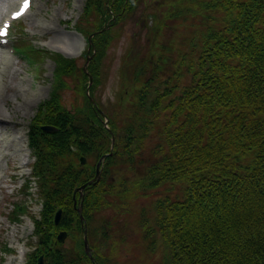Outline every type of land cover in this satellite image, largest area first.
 <instances>
[{"label": "trees", "instance_id": "obj_1", "mask_svg": "<svg viewBox=\"0 0 264 264\" xmlns=\"http://www.w3.org/2000/svg\"><path fill=\"white\" fill-rule=\"evenodd\" d=\"M141 1L86 2L85 16H101L91 29L78 27L87 37L95 33L83 56H90L89 96L95 103L87 95L83 68L59 53L47 54L55 64L50 99L39 105L28 131L41 211L31 218L37 242L26 264L40 255L46 264H93L84 251L73 194L78 205L74 191L94 177L97 162L110 151V130L112 155L82 197L95 264L120 263L112 244L115 238L123 241L121 223L115 232V222L103 214L114 208L126 212V204L139 196L157 198L153 207L140 210L137 224L159 232L166 264H264V0H193V15L203 11L211 21L194 38L185 68L175 65L163 78L158 58L144 56L142 64L130 59L122 73L131 86L123 84L109 111L95 95L102 83L98 67L113 39L111 26L131 16ZM19 45L35 59L43 54L31 42ZM75 76L83 100L66 108L61 93ZM185 77L189 81L182 85ZM123 96L131 97L128 106L123 107ZM42 125L57 130L45 133ZM174 183L182 185L181 198L150 194ZM127 192L136 194L129 202ZM59 208L62 218L55 226ZM61 230L67 232L64 243L56 241Z\"/></svg>", "mask_w": 264, "mask_h": 264}, {"label": "rangeland", "instance_id": "obj_2", "mask_svg": "<svg viewBox=\"0 0 264 264\" xmlns=\"http://www.w3.org/2000/svg\"><path fill=\"white\" fill-rule=\"evenodd\" d=\"M18 1L0 0V18L11 4H17ZM32 2L31 12L11 30L10 47L16 48L17 41L22 38L45 52L59 53L65 58L73 59L78 67L83 68L86 61L82 55L88 49L84 37L87 36L77 30L91 29L93 23L101 17L99 13L91 12L85 16L86 0H32ZM193 7L191 0H142L131 16L124 17L116 25L111 26L113 39L107 44L104 59L98 67L101 68L102 83L95 90L96 98L104 107L111 111L116 105L120 91L123 90V84L126 83L127 88L131 86L127 83V75L122 72L127 71V62L132 58L139 64H142L144 56L158 58L161 60L160 70L163 78H168V75L175 71V65L185 68L183 58L189 59L194 38L200 37L211 21L202 15L203 11L201 15L200 12L196 16L193 15ZM76 26L80 28L76 30ZM54 28H57L56 32ZM106 29H109V26ZM54 36L63 37L74 50L75 56H65L55 49L53 45L56 43L51 42ZM10 47L6 49L0 47V90L6 87L5 101H0V111L8 115V111L16 110V115L13 118L15 125L11 126V130L3 138L6 140L19 136L21 139L18 151L6 148V143L0 141V264H25L36 243L31 218L38 217L41 209L35 184L31 183L30 190L25 187L26 182L32 180L29 167L34 160L27 147V131L38 104L50 99L55 65L52 59L47 57L42 61L37 60L34 65H28L16 54L17 52L11 53ZM187 81L189 78L185 77L181 79V84L185 85ZM81 86L78 76L67 79V88L61 93V103L66 108L82 103ZM88 87L87 84L86 89ZM24 90L29 94V100L25 103ZM32 91L36 94L35 98L30 97ZM123 97H126L122 101L123 107L128 106L131 97ZM3 138L0 137V140ZM149 151L150 149L147 153ZM23 154H28L27 164H22L19 160ZM181 188V184L174 183L150 194L155 197L169 194L170 198H181ZM133 195L136 194L125 193L126 202H129ZM150 198L147 200L139 196L137 200L127 204L122 200L120 203L126 204L128 211L121 213L118 212V208H114L103 214L115 222V232L121 223L123 241L115 238L112 244L119 264H166L164 260L166 251L163 249L159 232L146 234L144 238L147 226L137 224L140 210L153 207L157 199ZM137 225L138 227H135ZM20 252L22 253L19 254Z\"/></svg>", "mask_w": 264, "mask_h": 264}, {"label": "bare ground", "instance_id": "obj_3", "mask_svg": "<svg viewBox=\"0 0 264 264\" xmlns=\"http://www.w3.org/2000/svg\"><path fill=\"white\" fill-rule=\"evenodd\" d=\"M57 29V28H56ZM56 29L54 28V32H56ZM51 30V31H53ZM56 35V34H55ZM51 42L52 43H56L54 46L55 49L61 51L65 56H68V57H74L75 56V52L72 48H70L68 42H66L64 40L63 37H58V36H54L52 39H51ZM5 88L4 87L3 89L0 90V101H5V95H4V92H5ZM28 91V90H27ZM17 94V92H15ZM29 94L24 90V101L23 103H25L27 100H29ZM17 96V95H16ZM31 98H35L36 97V94L32 91L31 92V95H30ZM34 102H36V100H34ZM32 106V104H31ZM13 109V108H11ZM9 114L8 115H4V113H2L0 111V137H4V135H6L7 133H9V131L11 130V126L12 125H15V121H14V117L16 115V110H12V111H8ZM17 134V133H15ZM20 139L21 137L19 136H16V137H13V139H6L3 138V140L1 139L0 141L3 143L5 142L6 143V148L10 147L12 149H14L15 151H18L19 150V147H20ZM17 141V142H16ZM27 156L28 154H23V156L21 157L20 162L21 163H27ZM25 161V162H24ZM15 168V167H13ZM18 169V167L16 168V170ZM22 252H20L19 254H21ZM12 262V260H11Z\"/></svg>", "mask_w": 264, "mask_h": 264}, {"label": "water", "instance_id": "obj_4", "mask_svg": "<svg viewBox=\"0 0 264 264\" xmlns=\"http://www.w3.org/2000/svg\"><path fill=\"white\" fill-rule=\"evenodd\" d=\"M86 64H87V63H86ZM86 64L84 65V69H85ZM91 101H93V100L91 99ZM100 113H101L103 116H105L101 111H100ZM106 121H107V120H106ZM41 129H42L44 132H47V133H50V132H53V131L56 130V128L51 127V126H42ZM111 135H113V134L111 133ZM113 145H114V138H113V136H112V137H111V143H110V152H109L108 155H111V153H112V149H113ZM106 156H107V155L102 156L101 159L98 161V163H97V165H96V172H95V176H94V178L91 179L90 181H88L87 183H85L84 185H82V186L78 189V190L80 191V193L83 191V189L85 188V186H86L87 184H91V183H94V182H96V181L99 180V178H100V174H101V164L103 163V160L105 159ZM80 161H81L82 164L85 162L84 158H81ZM78 211L81 213V206H79ZM61 214H62V213H61V209H59V210L55 213V215H54V224H55V225H58V223L60 222ZM80 218H81V220H82L83 217L80 215ZM86 234H87V232H86V228L84 227V231H83L84 250H85V252H86L87 254L90 255V251H91V249H90L89 246H88V241H87V236H86ZM65 238H66V232H64V231L60 232V233L57 235V240H58L59 242H64ZM37 264H45V263H44L43 256H40V257L38 258Z\"/></svg>", "mask_w": 264, "mask_h": 264}]
</instances>
